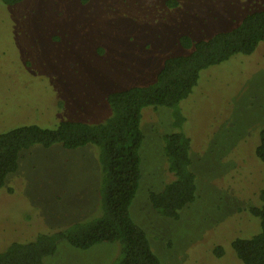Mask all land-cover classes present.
Instances as JSON below:
<instances>
[{
  "label": "rangeland",
  "instance_id": "1",
  "mask_svg": "<svg viewBox=\"0 0 264 264\" xmlns=\"http://www.w3.org/2000/svg\"><path fill=\"white\" fill-rule=\"evenodd\" d=\"M170 2V5L168 4ZM264 9V0H23L0 3V134L23 125L54 129L63 121L100 124L111 116L106 96L155 81L165 60L188 54L179 42L208 40ZM172 110L142 109L140 179L129 208L160 264H242L230 243L259 233L247 209L261 205L264 164L254 155L264 128V44L200 72ZM190 140L196 199L178 220L159 216L149 192L173 177L163 135ZM101 150L55 144L23 150L0 188V252L99 211ZM220 246L221 257L213 250ZM120 247L78 250L58 244L43 264H116Z\"/></svg>",
  "mask_w": 264,
  "mask_h": 264
},
{
  "label": "trees",
  "instance_id": "2",
  "mask_svg": "<svg viewBox=\"0 0 264 264\" xmlns=\"http://www.w3.org/2000/svg\"><path fill=\"white\" fill-rule=\"evenodd\" d=\"M23 0H0L14 5ZM170 5V2L168 3ZM264 44V9L243 18L228 32L217 33L208 40L192 41L180 37V46L189 50L164 61L155 81L148 86L130 87L106 96L111 116L100 124L63 121L54 129L23 125L0 134V188L6 175L15 172L19 154L33 145L49 148L61 145L73 150L92 144L100 148L102 168L98 214L91 220L74 222L65 230L40 234L29 242H13L0 252V264H43L54 256L60 242L78 250L102 243L120 247L116 264H160L150 248L145 232L130 217L129 208L140 179L139 149L143 141L140 130L142 109L164 107L172 110V127L184 122L178 105L196 86L200 72L221 64L234 55H250ZM164 155L172 179L159 192H149L151 208L159 216L178 220L180 211L196 199V176L191 169L190 140L174 131L162 136ZM255 157L264 164V128L259 133ZM261 205L247 209L259 221V233L249 238H235L230 246L242 264H264V189L259 192ZM221 257L220 246L213 250Z\"/></svg>",
  "mask_w": 264,
  "mask_h": 264
}]
</instances>
